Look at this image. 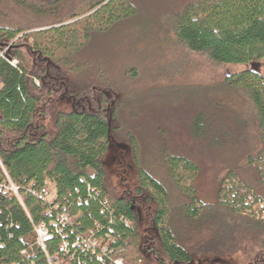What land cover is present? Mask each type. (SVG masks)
I'll return each instance as SVG.
<instances>
[{"label":"trees","instance_id":"1","mask_svg":"<svg viewBox=\"0 0 264 264\" xmlns=\"http://www.w3.org/2000/svg\"><path fill=\"white\" fill-rule=\"evenodd\" d=\"M133 2L0 0V50L9 47L7 56L17 61L13 66L0 59V181L9 186V177L20 197L0 190V264H49V258L71 264L59 249L61 235L46 252L36 244L35 226L51 227L62 214L72 219L64 228L67 239L94 233L109 245L102 260L78 249L85 264H195L197 256L226 245L239 224L230 218L247 210L253 213L247 224L262 234L264 250L263 199L233 171L221 181L217 202L204 204L195 188L198 165L163 154L167 175L187 199L179 209L185 224L212 227L210 239L192 246L186 232L176 229L167 188L143 167L135 138L130 141L139 183L134 191L111 187L105 158L125 140L115 126L118 87L99 70L91 73L80 56L97 34L136 14ZM9 3L26 9L29 19L8 20ZM171 24L191 52L216 65L247 67L226 83L245 91L252 105L258 148L248 164L264 187V72L258 70L264 69V0H192ZM209 123L199 114L192 132L206 136ZM44 188L53 202L38 195Z\"/></svg>","mask_w":264,"mask_h":264},{"label":"rangeland","instance_id":"2","mask_svg":"<svg viewBox=\"0 0 264 264\" xmlns=\"http://www.w3.org/2000/svg\"><path fill=\"white\" fill-rule=\"evenodd\" d=\"M133 1L136 14L97 34L80 62L90 65L91 73L99 70L118 87L115 126L125 140L117 142L105 158L111 187L134 191L139 183L130 141L135 138L143 167L167 188L176 229L186 232L185 240L190 239L192 246L210 239L212 227L185 224L179 209L187 199L167 175L165 152L198 165L195 188L204 204L217 202L220 183L230 171L251 185L264 204V187L248 164V156L258 148L253 108L245 91L226 83V77L247 67L216 65L179 43L171 22L192 0ZM4 12L16 24L30 17L26 9L12 3ZM258 70L264 72L261 65ZM199 114L211 121L206 136L192 132ZM255 209L259 217L258 206ZM246 213L230 218L240 225H233L234 234L226 245L215 254L197 256L195 264H264L263 236L247 224L252 211ZM223 214L228 221L229 214Z\"/></svg>","mask_w":264,"mask_h":264},{"label":"built area","instance_id":"3","mask_svg":"<svg viewBox=\"0 0 264 264\" xmlns=\"http://www.w3.org/2000/svg\"><path fill=\"white\" fill-rule=\"evenodd\" d=\"M8 48L4 51L0 50V59H4L10 62L13 66H16L17 61L11 60L6 54ZM8 180L10 183L9 186L2 184L0 181V190L12 191L16 196L19 197L18 189L12 184L9 177ZM38 195L47 197L51 202H53V196L51 195L50 190L47 188L42 189ZM71 223V217L68 214H62L60 217H58V222H52L51 227H49L46 223H41L38 226H35L36 244L46 252L48 244L54 240L55 235L57 234L62 236L59 249L64 253V255L69 257V263L75 264V262H77V264H85L84 262L80 261V258H78L76 255L77 250L80 248L86 252L93 253L98 260H102L103 254L109 251L108 243L104 245L103 241L96 237L94 233H91L90 235L78 234L74 235L71 239H67L64 228L68 225H71ZM54 263L55 260L49 258V264ZM114 264H124V262L122 259H117L114 261Z\"/></svg>","mask_w":264,"mask_h":264}]
</instances>
